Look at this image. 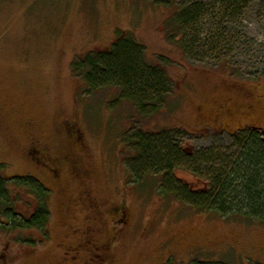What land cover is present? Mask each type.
<instances>
[{
  "label": "rangeland",
  "instance_id": "obj_1",
  "mask_svg": "<svg viewBox=\"0 0 264 264\" xmlns=\"http://www.w3.org/2000/svg\"><path fill=\"white\" fill-rule=\"evenodd\" d=\"M190 2L222 9L221 0H0V165L43 183L51 212L49 240L35 247L0 229V264H264V224L164 200L151 179L132 182L126 161L123 138L137 131L167 134L190 152L229 146L236 130L264 133V0H243L226 27L240 34V46L220 55L239 61L234 75L218 69V54L185 53L180 37L168 39V22ZM117 31L132 34L170 81L143 117L115 103L113 88L88 93L71 71L76 56L108 50ZM37 143L62 164L60 179L31 163ZM174 174L194 182L184 169ZM7 187L29 211L27 190Z\"/></svg>",
  "mask_w": 264,
  "mask_h": 264
},
{
  "label": "trees",
  "instance_id": "obj_2",
  "mask_svg": "<svg viewBox=\"0 0 264 264\" xmlns=\"http://www.w3.org/2000/svg\"><path fill=\"white\" fill-rule=\"evenodd\" d=\"M241 5L243 0H221V12L216 13L202 2L183 4L167 21L168 39L177 35L183 52L208 57L218 54L220 59V55L240 46V34L226 27L238 15ZM224 18L229 19L227 24H223ZM146 57L132 34L117 31L108 50L76 56L71 71L84 82L88 93L113 88L118 92L115 103L131 102L143 117L147 107L154 108L166 99L170 88L164 68L148 63ZM237 64L239 61L232 62L224 56L216 66L234 75L233 66ZM229 137V146L215 142L190 152L172 144L167 134L134 132L123 138L132 182L144 187L145 181L151 179L160 198L187 204L200 213L264 224V133L251 127L236 130ZM178 168L188 171L194 182L176 177ZM9 183L27 190L22 195L27 197L29 211L19 209L23 198L20 193L12 195ZM49 197V189L40 181L28 175H9L0 165V229L11 233L14 244L35 247L49 240ZM33 232L37 233L36 238L32 237ZM189 264L226 263L195 259Z\"/></svg>",
  "mask_w": 264,
  "mask_h": 264
},
{
  "label": "flooded vegetation",
  "instance_id": "obj_3",
  "mask_svg": "<svg viewBox=\"0 0 264 264\" xmlns=\"http://www.w3.org/2000/svg\"><path fill=\"white\" fill-rule=\"evenodd\" d=\"M66 133L68 136L70 135L72 138H74L72 133L69 134L68 131H66ZM27 154H28V157L31 163L34 166L46 171L48 174L52 176L54 180H58L61 178L62 171H63L62 164L54 160L48 154L44 153L38 143L34 144L32 150L27 151ZM80 198L86 199L83 195L80 196ZM91 206L93 208V205Z\"/></svg>",
  "mask_w": 264,
  "mask_h": 264
}]
</instances>
